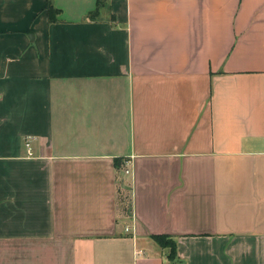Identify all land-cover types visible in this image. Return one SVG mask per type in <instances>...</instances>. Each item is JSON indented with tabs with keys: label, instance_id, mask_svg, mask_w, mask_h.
Here are the masks:
<instances>
[{
	"label": "crops",
	"instance_id": "crops-1",
	"mask_svg": "<svg viewBox=\"0 0 264 264\" xmlns=\"http://www.w3.org/2000/svg\"><path fill=\"white\" fill-rule=\"evenodd\" d=\"M0 264H264V0H0Z\"/></svg>",
	"mask_w": 264,
	"mask_h": 264
},
{
	"label": "trees",
	"instance_id": "trees-1",
	"mask_svg": "<svg viewBox=\"0 0 264 264\" xmlns=\"http://www.w3.org/2000/svg\"><path fill=\"white\" fill-rule=\"evenodd\" d=\"M59 11L60 10L55 8L51 3H48L47 12L50 21H55L57 19ZM152 239L161 247L169 249L167 256L170 260H175L177 258V241L174 237L168 234H153Z\"/></svg>",
	"mask_w": 264,
	"mask_h": 264
},
{
	"label": "rangeland",
	"instance_id": "rangeland-1",
	"mask_svg": "<svg viewBox=\"0 0 264 264\" xmlns=\"http://www.w3.org/2000/svg\"><path fill=\"white\" fill-rule=\"evenodd\" d=\"M128 183V182H126ZM124 184V188L122 192H120V198L122 200V205L125 207L124 212L129 215L130 214V185ZM127 209V210H126Z\"/></svg>",
	"mask_w": 264,
	"mask_h": 264
},
{
	"label": "built area",
	"instance_id": "built-area-1",
	"mask_svg": "<svg viewBox=\"0 0 264 264\" xmlns=\"http://www.w3.org/2000/svg\"><path fill=\"white\" fill-rule=\"evenodd\" d=\"M26 145L29 147V154L31 155L32 152H31V148H30L29 141L26 142ZM125 172L126 173H130V169L129 168H126ZM125 231L126 232H129L130 231V227L126 226Z\"/></svg>",
	"mask_w": 264,
	"mask_h": 264
}]
</instances>
